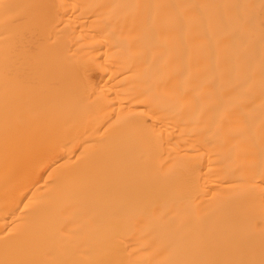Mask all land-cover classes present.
Instances as JSON below:
<instances>
[{
	"label": "bare ground",
	"instance_id": "obj_1",
	"mask_svg": "<svg viewBox=\"0 0 264 264\" xmlns=\"http://www.w3.org/2000/svg\"><path fill=\"white\" fill-rule=\"evenodd\" d=\"M0 264H264V0H0Z\"/></svg>",
	"mask_w": 264,
	"mask_h": 264
}]
</instances>
